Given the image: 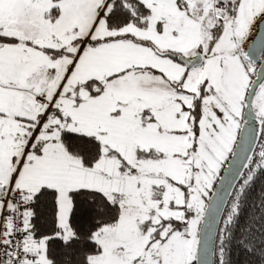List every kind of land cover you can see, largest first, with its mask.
<instances>
[{
	"label": "snow or ice",
	"instance_id": "obj_1",
	"mask_svg": "<svg viewBox=\"0 0 264 264\" xmlns=\"http://www.w3.org/2000/svg\"><path fill=\"white\" fill-rule=\"evenodd\" d=\"M0 264H264V0H0Z\"/></svg>",
	"mask_w": 264,
	"mask_h": 264
}]
</instances>
